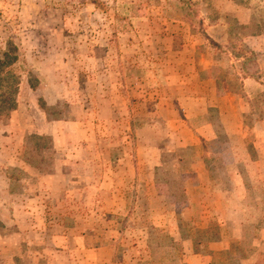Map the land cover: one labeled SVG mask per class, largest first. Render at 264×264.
Instances as JSON below:
<instances>
[{
  "label": "rangeland",
  "instance_id": "1",
  "mask_svg": "<svg viewBox=\"0 0 264 264\" xmlns=\"http://www.w3.org/2000/svg\"><path fill=\"white\" fill-rule=\"evenodd\" d=\"M6 53L0 264H264V0H0Z\"/></svg>",
  "mask_w": 264,
  "mask_h": 264
},
{
  "label": "crops",
  "instance_id": "2",
  "mask_svg": "<svg viewBox=\"0 0 264 264\" xmlns=\"http://www.w3.org/2000/svg\"><path fill=\"white\" fill-rule=\"evenodd\" d=\"M215 82L211 79H208L207 81H203L202 84H206V83H212ZM184 89L181 88V91H183ZM188 91V90H187ZM232 94H228V95H220L217 96L214 93V98L213 101L208 102L207 105L209 106V108H218V109H223L224 107H226L227 105H225L227 103L228 100H232L233 97H231ZM226 101V102H225ZM225 103V104H224ZM169 127L171 128V131L173 134H175V131H177V135L174 136L177 139H175L176 141L174 142L175 144V151L177 152H181L184 150H189L191 149L192 146H197L201 143V139L199 137H197L195 135V133L193 131H186L183 129V124L182 123H187L183 118H178L175 117L173 118V120L169 121ZM187 126V125H186ZM182 128V132H180L181 136H179V131L178 128ZM230 133H233L232 131H229ZM201 164V165H200ZM199 162V172L202 171L203 169H205V163L203 164ZM203 167V168H202ZM226 220H221V225L222 222L225 224ZM178 219L175 217H171L166 215H161L160 218H155V220L153 221V225L155 227H160L161 229H163V232H167L170 233L172 236H175L177 240H179L180 244L183 247V257L185 264H211V262L207 263V259L205 256H203L201 253H197L194 249L195 246V241L192 239H186L183 240L181 239V236L179 235V231H180V227L178 226ZM179 232V233H178ZM211 249H215V251H223L228 249V244L227 242L222 238L217 242L211 243Z\"/></svg>",
  "mask_w": 264,
  "mask_h": 264
},
{
  "label": "trees",
  "instance_id": "3",
  "mask_svg": "<svg viewBox=\"0 0 264 264\" xmlns=\"http://www.w3.org/2000/svg\"><path fill=\"white\" fill-rule=\"evenodd\" d=\"M10 54L6 53L4 55V60H0V115L3 112L13 111L17 107V98L16 95L18 93L17 86V77L11 74V71L4 74L2 72L6 61L10 60ZM9 84L8 88L4 86ZM214 241V240H213ZM200 243V241H197Z\"/></svg>",
  "mask_w": 264,
  "mask_h": 264
}]
</instances>
